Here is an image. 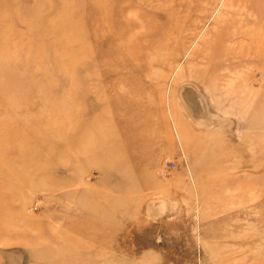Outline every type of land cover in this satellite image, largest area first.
I'll return each instance as SVG.
<instances>
[{
	"label": "rangeland",
	"instance_id": "1",
	"mask_svg": "<svg viewBox=\"0 0 264 264\" xmlns=\"http://www.w3.org/2000/svg\"><path fill=\"white\" fill-rule=\"evenodd\" d=\"M0 264H264V0H0Z\"/></svg>",
	"mask_w": 264,
	"mask_h": 264
},
{
	"label": "built area",
	"instance_id": "2",
	"mask_svg": "<svg viewBox=\"0 0 264 264\" xmlns=\"http://www.w3.org/2000/svg\"><path fill=\"white\" fill-rule=\"evenodd\" d=\"M171 165H170V161H165V163L162 166V170L167 171L168 169H170Z\"/></svg>",
	"mask_w": 264,
	"mask_h": 264
},
{
	"label": "bare ground",
	"instance_id": "3",
	"mask_svg": "<svg viewBox=\"0 0 264 264\" xmlns=\"http://www.w3.org/2000/svg\"><path fill=\"white\" fill-rule=\"evenodd\" d=\"M37 7V6H36ZM17 60V59H16ZM13 99V98H12ZM4 138V137H3ZM5 222V221H4Z\"/></svg>",
	"mask_w": 264,
	"mask_h": 264
}]
</instances>
